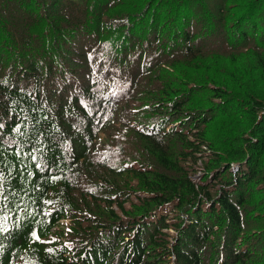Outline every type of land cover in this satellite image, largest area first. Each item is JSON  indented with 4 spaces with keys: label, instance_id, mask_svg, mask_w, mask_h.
<instances>
[{
    "label": "trees",
    "instance_id": "obj_1",
    "mask_svg": "<svg viewBox=\"0 0 264 264\" xmlns=\"http://www.w3.org/2000/svg\"><path fill=\"white\" fill-rule=\"evenodd\" d=\"M262 21L264 0H0V264H264V92L219 60L264 54ZM178 54L209 92L164 67L146 79ZM142 115L165 121L142 133L148 169L123 170L136 185L86 176Z\"/></svg>",
    "mask_w": 264,
    "mask_h": 264
},
{
    "label": "rangeland",
    "instance_id": "obj_2",
    "mask_svg": "<svg viewBox=\"0 0 264 264\" xmlns=\"http://www.w3.org/2000/svg\"><path fill=\"white\" fill-rule=\"evenodd\" d=\"M149 1V0H146ZM248 2V1H246ZM101 11V10H100ZM258 18V15L256 17V19ZM257 22V20H256ZM259 26H264V21H262L261 23H257ZM110 30V29H108ZM261 32H263V29H260ZM252 32H254L252 30ZM258 32V31H257ZM102 43V45L105 48H108L109 51H115V47H116V42L114 39H112L111 37H108L107 40H101L100 41ZM131 46H128L129 51H132ZM257 51H264V43H262L259 48L257 49ZM248 52L247 49H245L240 55L236 56V57H232V56H224L219 58V60H221V63L226 65V66H230L233 65L237 68V70H241V71H245L246 72V76L247 79H250L251 76H253V83H250L251 86L256 85L258 86L257 88H255L256 90L260 91V92H264V54H260V53H249L246 54ZM4 57H6L7 52H5ZM131 56H139V55H131ZM176 59H181V55H175L174 57L171 58V60H169L167 63H162V64H158L155 67L151 68L147 73H146V79L148 81H152V80H159V76L157 75V71L161 68H167L168 70L172 69L176 72H178V74L181 76H183L187 81L192 82L195 81L193 83H186V87L184 88L185 90H192L193 86L197 87V89L199 90V88H201V95H203V92L206 91L209 92L210 88H207L208 86L206 85L207 82L202 79L203 78V73L202 70L200 69H193V68H187L186 65H182V67H186V69H180L179 66L177 65H171V62L176 60ZM150 60V59H147ZM152 63H154V60H150ZM239 68V69H238ZM120 72V71H119ZM196 81H199L203 84L200 85L198 84ZM250 82V80L248 81ZM247 82V83H248ZM207 95V94H206ZM244 95V94H243ZM205 100L207 102H210L206 97H204ZM237 107V105H236ZM236 109V108H235ZM233 109V111L235 110ZM151 116V114H149V117ZM239 122L242 123V120H240ZM243 127L239 128V131H241L243 129H245V127L248 125L247 124V118L245 119V117L243 118ZM225 126H227V123L225 124ZM234 128V127H233ZM144 129V128H143ZM242 131V134H243ZM106 137H108V140H101L102 142L97 143V150L96 153L94 154V158H93V162H91L89 164V170H87V173L85 172L86 176H90L92 178H94L95 180H100L101 182L104 183L103 179H100V177H109L112 178L115 182V184L117 183H123V182H134L136 185L137 180L134 179V176L132 177H128L129 175L127 174H122L123 173V166L127 164V166H131V168H136L138 170H142L145 171L146 169H148L147 164L151 162L150 156L145 152V149L148 148L145 144V141L143 140V136L142 133L139 132L137 130V127H133L130 128V130H127L125 128H121V127H117V129H114L112 131H109L108 133H106L105 135ZM233 145L235 146L236 143H233ZM237 148L239 147V143H237ZM154 153V157L157 159V156ZM209 155V153H207L205 156ZM212 159V158H211ZM264 159V157H263ZM262 159V160H263ZM142 161H144V163H142ZM207 160L202 159L201 160V165L200 162H198V164L196 165V168L194 169V167H192L191 165H189L188 163H184V165L189 168L190 171V175H193V169L195 171L197 170H201L202 168L205 167ZM233 162V160H232ZM158 163V161H157ZM159 164V163H158ZM182 165V163H181ZM159 166L157 165V167L155 168V170H158ZM116 173H119L116 175ZM196 176H199V171L196 173ZM214 186L216 187V183H214ZM214 187V188H215ZM213 188V189H214ZM138 196L140 197H144V195L139 194ZM132 200H134L136 202V196L133 195ZM126 211L131 210V206L128 203L127 205H125ZM113 209L115 211L118 210L117 207H113ZM85 210V209H83ZM95 212H99L98 209H95ZM90 213V210L89 212ZM160 213V212H159ZM122 213L118 212V215ZM162 214V212L160 213ZM175 214H170V216H168L169 218H171L172 221L176 222L177 224L180 223L174 216ZM171 224V222H170ZM169 234L171 236L175 235V229L172 228L169 230ZM178 235V234H177Z\"/></svg>",
    "mask_w": 264,
    "mask_h": 264
}]
</instances>
